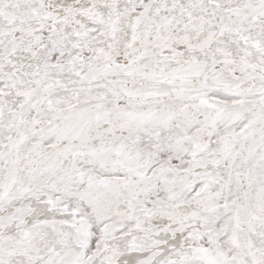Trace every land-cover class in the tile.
Instances as JSON below:
<instances>
[{
  "label": "snow or ice",
  "instance_id": "obj_1",
  "mask_svg": "<svg viewBox=\"0 0 264 264\" xmlns=\"http://www.w3.org/2000/svg\"><path fill=\"white\" fill-rule=\"evenodd\" d=\"M0 264H264V0H0Z\"/></svg>",
  "mask_w": 264,
  "mask_h": 264
}]
</instances>
